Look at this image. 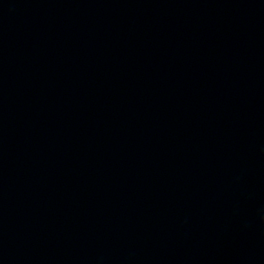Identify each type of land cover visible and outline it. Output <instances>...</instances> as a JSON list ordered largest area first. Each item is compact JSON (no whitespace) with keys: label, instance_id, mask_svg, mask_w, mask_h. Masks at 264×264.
I'll use <instances>...</instances> for the list:
<instances>
[{"label":"water","instance_id":"water-1","mask_svg":"<svg viewBox=\"0 0 264 264\" xmlns=\"http://www.w3.org/2000/svg\"><path fill=\"white\" fill-rule=\"evenodd\" d=\"M0 264H264V0H0Z\"/></svg>","mask_w":264,"mask_h":264}]
</instances>
